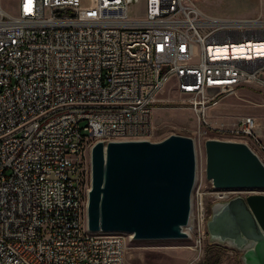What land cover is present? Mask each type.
I'll list each match as a JSON object with an SVG mask.
<instances>
[{
  "label": "built area",
  "instance_id": "2783aa9c",
  "mask_svg": "<svg viewBox=\"0 0 264 264\" xmlns=\"http://www.w3.org/2000/svg\"><path fill=\"white\" fill-rule=\"evenodd\" d=\"M79 2L17 0L12 14L0 0V264H124L131 234L87 227L92 145L147 139L155 96L170 78L198 115L241 85L264 86L260 15L144 0L136 19L128 7L138 0ZM225 131L264 163L254 116Z\"/></svg>",
  "mask_w": 264,
  "mask_h": 264
},
{
  "label": "water",
  "instance_id": "95a60500",
  "mask_svg": "<svg viewBox=\"0 0 264 264\" xmlns=\"http://www.w3.org/2000/svg\"><path fill=\"white\" fill-rule=\"evenodd\" d=\"M204 150L205 177L215 189L264 188V163L245 142L208 138ZM90 167V231H119L132 239L187 237L195 173L191 137L97 141ZM210 209L209 238L241 249L243 264H264V193L236 195Z\"/></svg>",
  "mask_w": 264,
  "mask_h": 264
},
{
  "label": "rangeland",
  "instance_id": "374dc122",
  "mask_svg": "<svg viewBox=\"0 0 264 264\" xmlns=\"http://www.w3.org/2000/svg\"><path fill=\"white\" fill-rule=\"evenodd\" d=\"M205 14L216 17L264 18V0H194ZM96 0H80L79 5L92 9ZM5 10L14 14L17 0H1ZM130 17L145 16L144 0L128 7ZM195 58L192 59L194 61ZM152 109V132L147 139L160 140L169 134L192 138L195 158L194 184L190 194L188 223L184 226L186 238L129 239L127 235L124 264H243L242 250L227 242L209 238L206 221L211 212L214 187L205 177L204 141L208 138L243 141V137L230 135L225 128L241 115L264 112V86L251 83L237 87L233 93L221 95L208 104L204 115H198L189 97L176 89L173 79L167 80L157 92ZM242 196L251 192L264 193V188L240 189ZM201 210L203 217L201 221ZM198 227L203 231L200 246L195 245ZM188 231V232H187ZM189 233V234H188Z\"/></svg>",
  "mask_w": 264,
  "mask_h": 264
},
{
  "label": "crops",
  "instance_id": "0c3cea01",
  "mask_svg": "<svg viewBox=\"0 0 264 264\" xmlns=\"http://www.w3.org/2000/svg\"><path fill=\"white\" fill-rule=\"evenodd\" d=\"M249 17H254V16H249ZM255 121L258 128L260 141L264 145V112L257 114Z\"/></svg>",
  "mask_w": 264,
  "mask_h": 264
},
{
  "label": "bare ground",
  "instance_id": "6f19581e",
  "mask_svg": "<svg viewBox=\"0 0 264 264\" xmlns=\"http://www.w3.org/2000/svg\"><path fill=\"white\" fill-rule=\"evenodd\" d=\"M155 100H157V98Z\"/></svg>",
  "mask_w": 264,
  "mask_h": 264
}]
</instances>
